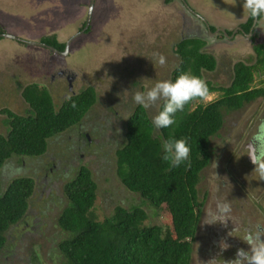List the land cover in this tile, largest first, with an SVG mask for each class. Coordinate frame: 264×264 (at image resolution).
<instances>
[{"label":"rangeland","instance_id":"1","mask_svg":"<svg viewBox=\"0 0 264 264\" xmlns=\"http://www.w3.org/2000/svg\"><path fill=\"white\" fill-rule=\"evenodd\" d=\"M186 1L190 9L212 27L228 32L245 24L250 17L242 7V0ZM89 2L0 0V28L13 37L0 40V134L6 133L3 124L6 115L2 110L26 114L29 109L22 97V90L29 83L40 81L48 85L56 105H61L71 95L66 81H51L59 67L77 74L73 93L87 87H93L97 93V103L80 130L85 134L89 129L91 143L84 145L79 130H70L51 139L47 153L41 158H13L9 161L13 167L9 163L5 165L1 176L4 186L20 176L34 178L37 185L26 220L10 233L4 252L6 260L0 264H8L6 261L17 254L28 257L31 243H38L39 255L47 264L58 263L53 254L57 236L53 226L65 206L63 186L82 166L91 170L99 186L96 201L99 218L111 215L117 205L129 207L139 203L116 173V151L125 141L124 120L129 117L124 105H119L130 103L132 111L135 106L132 92L157 80H171L172 71L180 61L174 48L182 38L207 39L202 21L183 10L177 0H96L90 32L78 34L79 28L87 22ZM263 21L256 28L257 37L254 32L250 36L237 33L225 39L207 35L210 39L206 40L205 49L215 57L217 67L213 72H205L204 78L228 87L234 64L254 63V45L264 42ZM50 33L67 39L66 42L76 37L71 45L68 42L65 45L66 49L70 46L67 56L59 57L15 40L20 37L25 42H38ZM158 55L164 56V64L157 62ZM263 78L264 75H257L253 86L260 87L259 81ZM212 94V99L205 103L221 95L220 92ZM158 108L159 105L147 111L152 116ZM261 119H264V97L224 114V127L220 136L212 139V161L201 174L198 191L200 198H205L202 220L206 213L216 209L217 203L227 202L232 221L228 219L214 225L201 223L199 237L193 243L191 264H208L216 258L234 259L237 249L248 248L240 239L244 230L256 225L264 227V178L253 172L254 165L244 151V145ZM46 179L48 187H52L49 194L44 191ZM147 211L150 213L148 224L170 225L171 218L166 211L159 214L154 209ZM26 232H30L28 238L23 236ZM221 240L229 245L227 249H220ZM212 241L214 243L210 244ZM15 261L12 264H18ZM216 264L222 261L217 259Z\"/></svg>","mask_w":264,"mask_h":264},{"label":"trees","instance_id":"2","mask_svg":"<svg viewBox=\"0 0 264 264\" xmlns=\"http://www.w3.org/2000/svg\"><path fill=\"white\" fill-rule=\"evenodd\" d=\"M253 22L250 16L242 25L245 32H249ZM4 33L0 28V35ZM52 38L56 35L44 36L41 42L50 43ZM206 46L199 37L182 38L176 43L174 52L180 61L171 80L189 71L205 80L210 93L220 92L219 98L208 103L199 98L190 101L182 113H177V124L162 129L152 126L151 116L140 106L135 105L131 111L130 103L119 105H124L129 117L124 120L125 141L116 151V173L139 203L117 205L111 215L99 218V186L91 170L80 167L63 186L65 206L53 226L57 234L53 253L56 264H191L204 204L198 185L202 172L212 161V139L220 136L225 113L264 97V78L259 81L260 87L253 86L256 76L264 75V42L254 45V63L234 64L228 87L204 78L205 72L217 67V60L206 52ZM22 97L29 105L26 114L2 110L6 133L0 134V263L6 260L4 252L10 233L26 220L36 189L35 179L28 176L13 178L4 186L1 176L5 165L13 158L45 155L49 141L81 124L97 103L96 90L87 87L56 105L48 85L40 81L26 85ZM168 137L187 138L189 163L172 167L162 159L161 140ZM147 209H154L157 214L166 211L170 225L148 224ZM39 248L38 243H31L28 257L17 254L6 263L16 260L18 264H47L39 255Z\"/></svg>","mask_w":264,"mask_h":264},{"label":"clouds","instance_id":"3","mask_svg":"<svg viewBox=\"0 0 264 264\" xmlns=\"http://www.w3.org/2000/svg\"><path fill=\"white\" fill-rule=\"evenodd\" d=\"M242 7L247 9L248 14L254 20L264 16V0H242ZM157 62L161 65L164 64V56L158 55ZM141 80L149 79L141 78ZM212 96L213 94L210 93L204 79L189 71H184L174 80H157L150 86H143L140 90L132 92L131 99L134 105L145 110L160 105L159 111L151 116V124L155 129H162L175 126L177 113H182L185 105L190 101L196 98L208 101L212 99ZM161 147L162 159L167 161L170 166L177 167L190 162V146L187 138L168 137L162 139ZM244 151L254 165L253 172L264 178V119L255 125V130L244 145ZM230 211L227 202L217 203L216 209L206 213L201 222L206 225H214L223 224L228 219L232 221ZM240 239L248 245V248L237 249L236 258L228 261L216 258L210 260L208 264H216L217 259L221 260L222 264H264V227L256 225L245 229ZM219 247L221 250H225L229 245L221 240Z\"/></svg>","mask_w":264,"mask_h":264},{"label":"flooded vegetation","instance_id":"4","mask_svg":"<svg viewBox=\"0 0 264 264\" xmlns=\"http://www.w3.org/2000/svg\"><path fill=\"white\" fill-rule=\"evenodd\" d=\"M97 1H100V0H97ZM177 1H179L180 4H182V6L184 7L183 10H185L187 13L190 11L189 13L191 14V16H193V18L196 17V19L199 20V22L202 21L201 26L203 28H205V30L207 32V35H210L212 37L215 36V38H218L219 36L222 39L231 38V37L235 36L237 33L240 36H250L253 32H254L253 34L255 35V37H257L258 32L256 31V28H257L258 25H260L261 20L264 19V16H262L261 18L255 19L254 22H253V24H252V26H251V28H250V30H249V32H245L244 29L242 28V25H240L241 27L239 26L237 29H234L232 32H228V31H225L223 28L218 29V28L212 27V25L209 24V22H207L206 20H204L202 17H200L198 14H196L194 11H192L190 9V7H189V5H188V3H187L186 0H177ZM95 5H96V0H90L89 6H87V11H88L87 22H86V24H82V27H80L79 30H78V34H81L82 33V35H85L86 33H89L88 29H90V26L89 25L91 24V20L90 19H91L92 15H93ZM89 8H91V11H89ZM182 15L185 16L186 13H185V15L182 13ZM194 15H195V17H194ZM187 17H184V18H187ZM263 23H264V21L262 22V24ZM86 27H88V28L86 29ZM212 28H214V30H212ZM2 35H7V34H5V33L4 34H1L0 35V40H3L5 38ZM49 35H56V34H51L50 33V34L44 35V36H49ZM207 35H206V38L207 39H210V37L207 36ZM43 37H41L38 42H33V43H31V42H25L20 37H15L16 38L15 40H17L18 43H21V44H24V45H31V44H33L32 46H35L36 48L39 47L40 49H43L44 51L54 53V54H56L59 57H63L64 55H66L65 53L69 51L68 50V47L70 48V46H68L67 49L65 47V45H67V42H68V44L71 45L72 42L75 40V38L72 37V39L70 41L68 40L66 42L67 39H64L61 36L59 37L58 35H56V38H52L51 40H49L50 43H43V42H41V39ZM206 43H207V41H206ZM41 55L43 56V53L42 52H41ZM77 78H78L77 74L74 73V72H72V71H70L68 68L59 67V68H57L55 70L54 74L51 76V81L56 80V83L59 82V81H66L67 84H68L69 91L72 92L71 94H76V93H73V86L75 85L74 82L76 81ZM38 79H40V78H38ZM82 123L79 124V125H77V126H75V127H73V128H71L70 130L78 129L79 130V135L83 139V144L85 145L86 143L87 144L88 143H91L92 142V138H91V135L89 133V129L86 130V133L85 134L80 131V130H82ZM85 139H87V140H85ZM8 163H9V165L11 167L13 166L12 163H10V162H8ZM35 182H36V185H37V181L36 180H35ZM43 184H44V188H45L44 191L45 192L47 191L46 193L49 194L52 191V187H48V180L47 179L44 180L43 181ZM53 187H54V185H53ZM202 200L205 201V198L203 197ZM203 206H204V204H203ZM29 211H30V209H29ZM202 214H203V209H202L201 214H200V220H199V223H198V226H197V232H196L195 240H194L193 243H195V241L198 239L199 234H200L201 223H202L201 222L202 221ZM222 230H223V228H221V231ZM212 243H214V242L212 241L210 244H212ZM243 249H247V247H244ZM236 252H237V250H236ZM220 255H224V253H220ZM234 258H236V255H235ZM228 260H232V258H227L225 261H228Z\"/></svg>","mask_w":264,"mask_h":264},{"label":"water","instance_id":"5","mask_svg":"<svg viewBox=\"0 0 264 264\" xmlns=\"http://www.w3.org/2000/svg\"><path fill=\"white\" fill-rule=\"evenodd\" d=\"M88 27H86V29H87ZM3 37H5V38H12L13 39V37L12 36H10V35H2ZM65 54H68V52H66Z\"/></svg>","mask_w":264,"mask_h":264},{"label":"bare ground","instance_id":"6","mask_svg":"<svg viewBox=\"0 0 264 264\" xmlns=\"http://www.w3.org/2000/svg\"><path fill=\"white\" fill-rule=\"evenodd\" d=\"M241 27V26H240ZM257 64V63H256ZM213 104V103H212ZM32 164V163H31ZM5 174V173H4ZM13 183V182H12ZM25 184V183H24ZM20 198V197H19ZM22 201V200H21ZM3 203V202H2ZM3 226V225H2ZM4 227V226H3ZM33 259V258H32Z\"/></svg>","mask_w":264,"mask_h":264}]
</instances>
